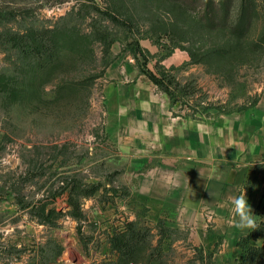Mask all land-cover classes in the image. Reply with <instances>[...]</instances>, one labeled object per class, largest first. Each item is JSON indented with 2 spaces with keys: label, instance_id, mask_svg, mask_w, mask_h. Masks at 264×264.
Here are the masks:
<instances>
[{
  "label": "rangeland",
  "instance_id": "374dc122",
  "mask_svg": "<svg viewBox=\"0 0 264 264\" xmlns=\"http://www.w3.org/2000/svg\"><path fill=\"white\" fill-rule=\"evenodd\" d=\"M185 1L197 8L181 0H0V264H242L243 256H214L219 242L213 251L197 244L168 216L152 220L135 193L152 160L124 151L105 128V93L118 85L153 86L174 115L194 118L264 105V47L254 46L264 0H251L243 37L206 28L202 2ZM255 219L264 223V197ZM130 222L142 241L125 260L110 237Z\"/></svg>",
  "mask_w": 264,
  "mask_h": 264
},
{
  "label": "crops",
  "instance_id": "0c3cea01",
  "mask_svg": "<svg viewBox=\"0 0 264 264\" xmlns=\"http://www.w3.org/2000/svg\"><path fill=\"white\" fill-rule=\"evenodd\" d=\"M105 95L113 142L152 160L135 189L147 215L189 227L193 240L210 250L219 242L214 256H243L240 239L250 229L234 227L229 197L245 193L256 218L264 190L256 169L264 162V105L194 118L174 115L168 97L153 86L118 85ZM261 242L262 235L250 240Z\"/></svg>",
  "mask_w": 264,
  "mask_h": 264
},
{
  "label": "trees",
  "instance_id": "16d2710c",
  "mask_svg": "<svg viewBox=\"0 0 264 264\" xmlns=\"http://www.w3.org/2000/svg\"><path fill=\"white\" fill-rule=\"evenodd\" d=\"M202 2V10L198 13V18L201 23L210 29L214 28H227L229 32L237 37H243L248 32L250 25L252 23L255 14V3L251 0H239L237 5V10L232 16V11L235 5V0H193ZM182 4L188 9H194L197 7L190 6L185 0H181ZM99 38L103 42H107L109 45V40L106 39V34L99 33ZM254 46L256 48L264 47V31L259 35L258 39L255 41ZM151 78L160 86V88L167 93L171 98L174 93L169 87L170 85L164 84L161 79H158L154 75ZM264 162L257 165L256 169L262 172V180H264ZM262 197H264V190H262ZM73 205V215L80 216L79 207L77 204L71 200ZM259 206V205H258ZM258 208V207H257ZM40 214L44 215L46 210V205L42 204L39 207ZM257 212V209H256ZM162 221L159 218V222ZM257 222V221H256ZM257 229H250L245 237L240 239V243L244 245L245 250L243 254L242 264H264V242L261 245H254L250 243V240L256 239L259 235L264 233V223L262 221L257 222ZM142 241V237L136 232L134 227V222H130L126 229L121 231H115V233L110 237V244L112 250L118 253V256L124 258L125 260H131L134 258V253L138 249V243ZM241 259V260H242Z\"/></svg>",
  "mask_w": 264,
  "mask_h": 264
},
{
  "label": "clouds",
  "instance_id": "9594fccd",
  "mask_svg": "<svg viewBox=\"0 0 264 264\" xmlns=\"http://www.w3.org/2000/svg\"><path fill=\"white\" fill-rule=\"evenodd\" d=\"M230 212L235 220L234 227L244 229H257L259 226L256 222L255 215L252 213V209L246 199L245 193L239 196H230ZM238 217V220L235 219Z\"/></svg>",
  "mask_w": 264,
  "mask_h": 264
}]
</instances>
